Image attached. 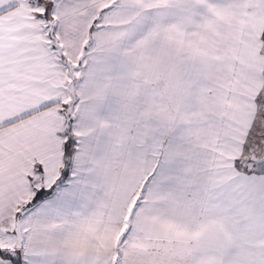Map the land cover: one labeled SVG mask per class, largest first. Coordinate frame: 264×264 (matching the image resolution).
<instances>
[{
    "label": "snow or ice",
    "instance_id": "6c2138e0",
    "mask_svg": "<svg viewBox=\"0 0 264 264\" xmlns=\"http://www.w3.org/2000/svg\"><path fill=\"white\" fill-rule=\"evenodd\" d=\"M0 264H264V0H0Z\"/></svg>",
    "mask_w": 264,
    "mask_h": 264
}]
</instances>
